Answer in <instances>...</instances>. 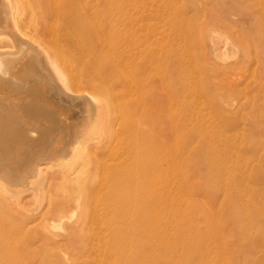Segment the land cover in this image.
Masks as SVG:
<instances>
[{
  "label": "bare ground",
  "instance_id": "obj_1",
  "mask_svg": "<svg viewBox=\"0 0 264 264\" xmlns=\"http://www.w3.org/2000/svg\"><path fill=\"white\" fill-rule=\"evenodd\" d=\"M135 1L0 0V264H26L19 252L30 254L37 243L80 250L79 258L94 250L97 263L158 264L156 253L172 246L169 216L177 219L175 247L201 246L196 254L206 264L210 257L224 264L234 252L219 227L224 221L241 248H256L245 237L244 213L251 207L264 216V205L246 201L241 187L251 175L264 182V140L251 146L253 155L263 152L253 174L236 161V174L227 171L220 185L228 195L225 216L192 199L182 148L165 147L164 103L143 89L146 60L128 70L135 55L149 53L148 28H138L145 12L137 17ZM213 31L205 42L206 34L196 36L199 48L216 55L221 41ZM257 84L264 106V83ZM236 106L243 112L244 103ZM252 125L264 135V119ZM208 167L205 186L213 180L215 189V166ZM252 222L264 248V219Z\"/></svg>",
  "mask_w": 264,
  "mask_h": 264
},
{
  "label": "rangeland",
  "instance_id": "obj_2",
  "mask_svg": "<svg viewBox=\"0 0 264 264\" xmlns=\"http://www.w3.org/2000/svg\"><path fill=\"white\" fill-rule=\"evenodd\" d=\"M134 5L137 7L136 13L139 15L135 16L138 18L142 8L145 12L144 18L138 19V28H141L139 33H143L144 27L148 28L146 44L149 45V53L147 57L144 54L135 55L137 62L132 63L128 70L132 73L138 67V61L146 60L145 70L150 78L148 84H143V89L151 91L152 98L164 103L162 125L167 151L179 146L182 148L184 166L192 185V199L220 209L225 216L228 211V195L220 185L229 176L227 171L231 175L236 174L233 161L243 169L247 167V174H253L251 169L258 165L257 158L263 153L260 151L258 155H253L250 150L259 140H264V135H257L258 131L252 125L256 124L258 118L264 119L263 100L257 89V83H264V0H136ZM185 28L190 30L187 36H184ZM211 30H214L213 33L217 31L215 35L221 41L216 42L221 44V51L218 50L216 55H211L205 47L204 50L198 47L201 41L196 32L201 31L202 35H207L202 39L205 42ZM155 52L159 58L154 62ZM226 81H234L235 87ZM252 101L259 106L252 109ZM240 102L244 103L243 112L236 108ZM227 120L231 122L230 125H226ZM151 125L153 129L158 128L155 122ZM196 125L200 127L199 130L194 129ZM235 142H238L241 149L237 157L232 153ZM209 164H214L218 178L215 189H210L213 180L208 189L205 186L210 178ZM241 189L246 201L254 199L264 205V182L257 184L251 175ZM176 193L178 190H175ZM248 209L244 213V223H247L245 237L247 239L249 236L248 241L253 240L256 248L251 250V245L247 243L241 248L237 241V230L229 222L221 221L220 230L226 228L229 242L234 248V252L231 250L232 253L227 254L224 264H236L235 259L238 264H264V248L259 247L258 241L259 230L252 222L261 223L264 216L251 207ZM170 210L168 207V213ZM69 216L72 217V214ZM169 217L167 237L172 246L156 253L161 257L158 264H206L196 254V251L202 249L201 246L196 250L195 247H175L174 240L178 237L175 227L177 219ZM199 219L197 223L204 227ZM190 234L188 232L186 235ZM39 244L35 246L36 251L30 254L19 252L26 264H120L117 260L97 263L92 258L94 250L90 251L89 258L85 255L79 258L80 250L75 254L72 249L59 250L53 246L43 248ZM64 254L68 257L65 258ZM215 258L213 260L210 257L207 264H222L219 257Z\"/></svg>",
  "mask_w": 264,
  "mask_h": 264
}]
</instances>
